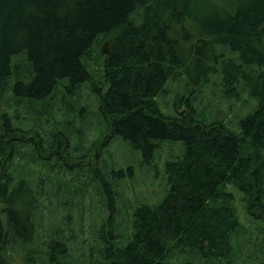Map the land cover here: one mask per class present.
Here are the masks:
<instances>
[{
	"label": "trees",
	"instance_id": "1",
	"mask_svg": "<svg viewBox=\"0 0 264 264\" xmlns=\"http://www.w3.org/2000/svg\"><path fill=\"white\" fill-rule=\"evenodd\" d=\"M183 76L186 96L163 113L156 98ZM211 87L256 107L229 126L222 103L203 107ZM8 98L18 122L0 114V264L9 251L23 264H229L246 233L236 192L264 221V0H0V105ZM92 121L104 140L88 139ZM116 137L146 164L160 142L180 143L158 204L121 194L135 179L107 167ZM93 193L88 247L68 252Z\"/></svg>",
	"mask_w": 264,
	"mask_h": 264
},
{
	"label": "rangeland",
	"instance_id": "2",
	"mask_svg": "<svg viewBox=\"0 0 264 264\" xmlns=\"http://www.w3.org/2000/svg\"><path fill=\"white\" fill-rule=\"evenodd\" d=\"M101 50V48L98 50H93L91 67L88 68L90 72H92V68L96 69L101 62L98 56V53L101 52ZM97 78L98 77L96 76V79ZM185 88V76H183V78L181 79H170L166 83L165 91L156 98L160 110H162L163 113L165 112L166 114H171L172 112L174 114L173 105H175L176 98L179 95L184 97L186 96ZM213 91L217 93V97L212 96ZM84 94V100H93L95 98L90 96L88 92ZM218 94V91L214 90V87L208 88V95L214 97V101H212L211 105L207 103L211 101L210 98L205 97L203 107L208 113H212L214 109L221 108L215 105H221L222 103V108L226 106V109L230 110L232 116L234 117V120H228V117L226 118L225 122H227L229 126L238 121L236 119L245 117L246 114H248L253 108L256 107V101L250 99L247 93L243 94L239 102L233 105L231 101H226L218 97ZM14 102L15 101L13 98H8L5 103H2L0 105V114L7 113L11 117H13V122H18L14 120V117L17 116L18 113L16 111ZM40 102L41 103H38V105L48 104L44 103L43 101ZM19 118L20 120L25 119V121H23L25 122L24 126L29 129H32L36 132L38 131L40 133L46 130V128L40 126L39 123H37L35 128H32V126L29 124L30 119L24 114H19ZM93 122L94 121L86 125L88 139L96 140L95 138L97 136H103L102 140H104L106 138V135L104 134V128L102 130L100 124H94ZM56 130H58V128H56ZM180 146L181 145L179 142H160L159 148L155 151L152 161L148 164L142 161L141 151L133 149L125 141L118 137L113 138L110 142L106 143L103 151H106V162L108 169H121V176L123 177L128 176L126 172L127 167L130 166L133 170V179H135V181L131 182L130 180H126V182L120 183V192L127 201L131 200L132 203L146 201L151 204H158L168 192V189H165L166 177L164 176V174H162L164 164L166 161L172 159V155H178V148ZM114 175L115 178H118L117 176H119L116 173ZM98 197V195L93 193L92 196H87L82 204L84 219L88 224L87 228H83L82 225H80L81 222L79 223L75 220H72L71 228L73 229V231L72 239L68 244V252L76 250L78 254L81 248L88 247L85 242L87 238L86 232L89 229L91 221H94V217L92 218L91 216H95L96 214L94 200ZM239 197L240 194L236 192L234 206L237 209L241 222L245 226L246 233L243 235L239 234L235 238L236 241L234 240L233 242L236 247V253L232 257L231 264H264V221L255 220L253 219V217L247 216L243 211L242 205L239 201ZM77 254L75 255L76 257ZM8 257L12 264H23L21 253H17L16 251H9ZM228 258L229 257H227V259ZM73 261V258L68 255L66 263L70 264ZM32 264H42V259L36 258V260ZM217 264L225 263L224 261H221Z\"/></svg>",
	"mask_w": 264,
	"mask_h": 264
},
{
	"label": "bare ground",
	"instance_id": "3",
	"mask_svg": "<svg viewBox=\"0 0 264 264\" xmlns=\"http://www.w3.org/2000/svg\"><path fill=\"white\" fill-rule=\"evenodd\" d=\"M233 257V256H232ZM232 257L231 258H229V264H231V261H232Z\"/></svg>",
	"mask_w": 264,
	"mask_h": 264
}]
</instances>
